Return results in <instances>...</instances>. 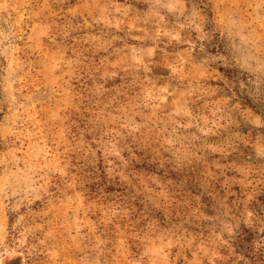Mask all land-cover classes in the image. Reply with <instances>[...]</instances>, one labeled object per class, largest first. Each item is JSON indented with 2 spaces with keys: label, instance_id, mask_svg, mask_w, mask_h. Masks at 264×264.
Listing matches in <instances>:
<instances>
[{
  "label": "rangeland",
  "instance_id": "374dc122",
  "mask_svg": "<svg viewBox=\"0 0 264 264\" xmlns=\"http://www.w3.org/2000/svg\"><path fill=\"white\" fill-rule=\"evenodd\" d=\"M0 264H264V0H0Z\"/></svg>",
  "mask_w": 264,
  "mask_h": 264
}]
</instances>
